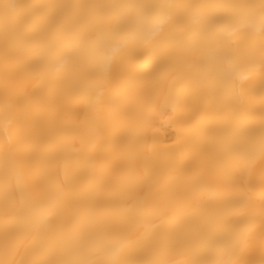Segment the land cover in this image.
Returning <instances> with one entry per match:
<instances>
[{"label": "snow or ice", "instance_id": "1", "mask_svg": "<svg viewBox=\"0 0 264 264\" xmlns=\"http://www.w3.org/2000/svg\"><path fill=\"white\" fill-rule=\"evenodd\" d=\"M20 7L0 26V264H254L264 0ZM125 60L147 73L131 87ZM61 101L83 120L64 118ZM165 123L177 128L168 144Z\"/></svg>", "mask_w": 264, "mask_h": 264}, {"label": "bare ground", "instance_id": "2", "mask_svg": "<svg viewBox=\"0 0 264 264\" xmlns=\"http://www.w3.org/2000/svg\"><path fill=\"white\" fill-rule=\"evenodd\" d=\"M41 2H45V0H0V26L3 25L5 17L14 18L17 16L18 13L22 11H26V9H22L20 6L31 3H41ZM96 2H100V0H96ZM185 2H187V0H185ZM8 3H15L16 7L8 8L7 7ZM130 23L132 27L146 28L151 24V20L143 19L140 21H131ZM0 55H2V53H0ZM53 55L55 56L56 53L54 52ZM121 70L123 73H125V75L122 77V80L125 82V86L128 87H131L137 84L138 82H141L143 77L147 75V73L144 72H140V73L134 72L132 70V66L128 64L127 60L123 62ZM37 83L38 82L35 80H26L21 82V86L26 90L30 91ZM2 86H3V65L2 63H0V88H2ZM56 108L64 118H66L73 124L79 123L84 118L81 109L70 108L67 106L65 101L59 102L56 105ZM185 113L187 116H191L192 125H195L200 119V114L197 113L195 109L191 106L185 108ZM176 131L177 128L174 125L169 126L167 123H165L162 128H159V135L162 138V143L163 144L171 143L172 140L175 139ZM5 139L6 137L3 130V126L0 125V145L4 143ZM79 147L80 145L78 143L70 145L69 151L70 152L76 151ZM69 163H71V160L69 161ZM17 259H20V257H17ZM250 259L253 260L254 264H264V252H261L259 248H255L250 255Z\"/></svg>", "mask_w": 264, "mask_h": 264}]
</instances>
